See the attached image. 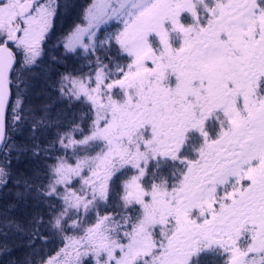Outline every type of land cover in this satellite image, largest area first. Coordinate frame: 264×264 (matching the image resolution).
<instances>
[{"label":"snow or ice","instance_id":"obj_1","mask_svg":"<svg viewBox=\"0 0 264 264\" xmlns=\"http://www.w3.org/2000/svg\"><path fill=\"white\" fill-rule=\"evenodd\" d=\"M70 7L0 0V264H264V0Z\"/></svg>","mask_w":264,"mask_h":264},{"label":"trees","instance_id":"obj_2","mask_svg":"<svg viewBox=\"0 0 264 264\" xmlns=\"http://www.w3.org/2000/svg\"><path fill=\"white\" fill-rule=\"evenodd\" d=\"M87 1H86V4L88 3ZM74 3H75V0H74ZM75 4L77 6V3H75ZM80 15H81V10L78 11V17ZM54 24H55V27L57 28V21H55ZM70 29L68 30V32L70 31ZM54 45L55 44L51 43L52 48H55ZM48 55L51 57V51L50 50H49ZM29 135H30L29 130H28L27 126H25L23 129H21L19 132H17L14 135V139L18 143H25L28 141ZM37 163L38 162H35L32 159L25 157L24 159L21 160V162L19 164V169L21 171H30L31 168L36 166ZM10 199H11V196H8V197L0 196V208H2L4 206V204ZM16 215L18 217L26 215V209L23 206H21L17 210ZM14 239L17 241L16 244H17L18 248L16 250H13V252L11 254V260L16 261L18 259L23 260L25 258H30V250L23 243L20 242L19 238H14ZM39 243L40 242H38V245H39ZM50 247H56V246L50 245ZM45 251H48V249H45ZM7 259H9V258L8 257L4 258V260H7Z\"/></svg>","mask_w":264,"mask_h":264},{"label":"rangeland","instance_id":"obj_3","mask_svg":"<svg viewBox=\"0 0 264 264\" xmlns=\"http://www.w3.org/2000/svg\"><path fill=\"white\" fill-rule=\"evenodd\" d=\"M87 0H61L62 3H68L69 5H75V7H70L68 9H64L62 11V15L56 20L57 21V28H56V36L53 37L52 43H56V39L58 37L63 36L68 32L70 28L73 27L74 23L78 22L80 16L78 17V11L81 10V5H85ZM89 2V0L87 1ZM78 18V19H77ZM49 50L51 51V56H60L63 53V49L57 50V48H52L51 43L49 44ZM40 87L37 84V88ZM17 243V242H16ZM18 248L17 244H15L14 250ZM5 258V257H4Z\"/></svg>","mask_w":264,"mask_h":264}]
</instances>
